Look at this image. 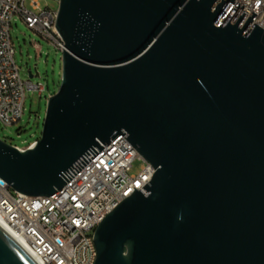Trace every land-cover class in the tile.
<instances>
[{"label":"water","instance_id":"water-1","mask_svg":"<svg viewBox=\"0 0 264 264\" xmlns=\"http://www.w3.org/2000/svg\"><path fill=\"white\" fill-rule=\"evenodd\" d=\"M236 0H60V89L0 177L51 196L117 136L152 180L97 227L94 264H264V29ZM31 79L41 76L38 66ZM0 264H42L0 223Z\"/></svg>","mask_w":264,"mask_h":264},{"label":"built area","instance_id":"built-area-1","mask_svg":"<svg viewBox=\"0 0 264 264\" xmlns=\"http://www.w3.org/2000/svg\"><path fill=\"white\" fill-rule=\"evenodd\" d=\"M25 1L0 0V121L5 125L22 120L27 90L38 91L40 97L47 91L44 83L24 81L20 75L11 38L14 16L20 15L30 29L65 52L66 43L57 28L59 12L38 14L28 10ZM238 3L250 9L239 28L254 12L257 15L246 33L255 24L264 29V0H236L225 19ZM32 5L40 10L37 0ZM127 135L117 136L107 146L101 143L104 149L51 196L25 195L0 177V218L42 264H94L98 257L97 227L136 189L148 194L143 187L152 180L156 169L139 154ZM136 160H143L145 165L140 174L132 175Z\"/></svg>","mask_w":264,"mask_h":264},{"label":"rangeland","instance_id":"rangeland-1","mask_svg":"<svg viewBox=\"0 0 264 264\" xmlns=\"http://www.w3.org/2000/svg\"><path fill=\"white\" fill-rule=\"evenodd\" d=\"M26 0L25 7L35 13L42 11H58V0H37L40 10H35L32 2ZM12 44L15 49V60L20 75L24 81L30 78L29 72L35 65L41 74L39 78L31 79L33 82H42L47 91L40 97L38 91L27 90L25 111L21 121L13 125H5L0 121V139L12 146L27 149L42 135L48 100L60 89L63 72V52L58 50L40 34L30 29L20 15H15L11 26ZM145 162L136 160L131 168L132 175L142 171Z\"/></svg>","mask_w":264,"mask_h":264},{"label":"bare ground","instance_id":"bare-ground-1","mask_svg":"<svg viewBox=\"0 0 264 264\" xmlns=\"http://www.w3.org/2000/svg\"><path fill=\"white\" fill-rule=\"evenodd\" d=\"M32 147L33 146H35V145H31ZM0 223L10 232V233H12L14 236H15V234L11 231V229H9L7 226H6V224L2 221V219L0 218ZM16 238H17V236H15ZM18 239V238H17ZM19 240V239H18ZM20 241V240H19ZM21 242V241H20ZM22 243V242H21ZM25 247H26V245L24 244V243H22ZM27 248V247H26Z\"/></svg>","mask_w":264,"mask_h":264}]
</instances>
